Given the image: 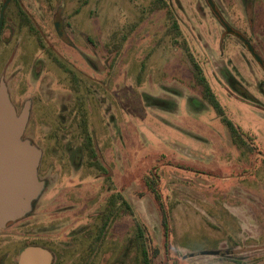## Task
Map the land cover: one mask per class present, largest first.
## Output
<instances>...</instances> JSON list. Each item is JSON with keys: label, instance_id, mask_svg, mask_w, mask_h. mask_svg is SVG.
Wrapping results in <instances>:
<instances>
[{"label": "rangeland", "instance_id": "1", "mask_svg": "<svg viewBox=\"0 0 264 264\" xmlns=\"http://www.w3.org/2000/svg\"><path fill=\"white\" fill-rule=\"evenodd\" d=\"M210 1L261 65L207 0H163L162 9L156 0H10L4 8L0 77L17 114L32 102L23 137L51 159L22 223L44 239L36 243L53 264H133L135 221L160 264H264V0ZM191 59L245 146L202 98ZM145 177L157 181L158 200ZM114 193L133 216L111 223L88 257ZM8 240L0 231V254Z\"/></svg>", "mask_w": 264, "mask_h": 264}, {"label": "water", "instance_id": "2", "mask_svg": "<svg viewBox=\"0 0 264 264\" xmlns=\"http://www.w3.org/2000/svg\"><path fill=\"white\" fill-rule=\"evenodd\" d=\"M9 0H5L0 10V26L2 14ZM208 5L217 14L213 4ZM226 32L232 31L219 17ZM239 40L258 64L260 58L255 55L251 45L241 36ZM264 72V69H263ZM29 103L25 102L17 114L10 101L7 87L0 77V228L9 222L16 221L30 211L31 203L36 199L42 183L37 180L36 169L40 153L31 142L23 137L28 120ZM30 257L42 259V264H49L50 254L37 247H30L22 252L21 264H28ZM30 263V261H29Z\"/></svg>", "mask_w": 264, "mask_h": 264}, {"label": "trees", "instance_id": "3", "mask_svg": "<svg viewBox=\"0 0 264 264\" xmlns=\"http://www.w3.org/2000/svg\"><path fill=\"white\" fill-rule=\"evenodd\" d=\"M156 2L159 4L157 6V9H162L165 7V3L163 0H156ZM170 16V15H169ZM23 21L28 24L27 19L24 17ZM170 20H172L171 17H169ZM171 30H173V36L176 37L179 35L177 23L175 20H172V23L170 25ZM112 51L114 53H117L121 49V44L114 45L112 47ZM192 65L195 70V79L197 81V84L201 87V96L202 98L208 103V105L212 108L214 113L220 117L221 122L226 127L228 133L230 134V137L232 139L233 144L236 146L238 145H244V142L242 140V133L239 131V129L232 124L231 121H229L224 116V111L218 101L216 100V97L214 96L213 92L211 91L208 83L206 82L205 78L201 74L200 67L195 64V62L191 59ZM73 82H78L77 80H74ZM81 124H79L83 139H84V147L86 151L88 152V156L90 159H95V152L92 145V139L90 134L88 133L86 129V121L85 118H81ZM91 166L96 167L98 170L104 171L103 167H101L97 162H91ZM145 185L146 190L153 194L156 200H158V190H157V181L153 178H147L145 177ZM121 212L128 214L130 216H133V211L130 207V205L125 201V199L121 196L120 193L113 194L110 199L108 200L107 206L105 208V214L101 216V224L98 227V230L96 232V235L94 239L92 240V246H90V252L88 253V257L91 254H94L96 251L95 249L99 246L102 239L104 238L105 232H107V229L110 227V224L113 223L117 217L120 216ZM162 228H163V235L164 237L168 234V226L165 223V221H162ZM145 234V228L141 226L140 223L135 221V233H134V241L135 246L137 249V255L135 257L133 264H160V262H156L158 258V251L156 248H151L150 245L146 242V239L144 237ZM168 264V263H163Z\"/></svg>", "mask_w": 264, "mask_h": 264}, {"label": "flooded vegetation", "instance_id": "4", "mask_svg": "<svg viewBox=\"0 0 264 264\" xmlns=\"http://www.w3.org/2000/svg\"><path fill=\"white\" fill-rule=\"evenodd\" d=\"M14 1H16V0H14ZM2 4L0 5V10H1ZM7 6H8V3H7ZM214 16L219 21V17H220L219 13L217 12V14H214ZM3 22L4 21L2 20V24L1 25H3ZM231 30L232 31L226 32V33L233 34V35L237 36V38L239 40V35L233 29H231ZM53 60L57 64V66H59L64 72H67V73L71 74L73 80H77L78 79L76 77L75 73H73L71 71V69L65 67V65L61 61H59L58 59H55V58H53ZM31 103L32 102L29 101V108L31 106ZM82 117H84V116H82ZM91 139H92V137H91ZM38 151L40 153V156H39V163H38V166H37V169H36V177H37V180L42 183V182H46L45 180L47 179V173H48V167H49L48 161L51 160V159H50V154L45 153L44 150L38 149ZM99 171H101V170H99ZM104 177H105L106 180H109V175H106ZM114 194H116V193H114ZM110 197H109V199H110ZM33 201H32V203H33ZM107 201H106L104 210L99 214V221L100 222H101V220H100L101 216L105 214V208H106L107 203H108ZM29 214H30V212L26 213L24 216H22L21 218L17 219L16 221L9 222L8 224H6V226L4 228H0V231H7L8 235H9V240L6 242V245H5V248H4L3 252H2V254H0V264H21L22 263L21 262V260H22V252L24 250H26V249H28L30 247L40 248L36 242H38V240H40L42 242L44 239L43 238L34 237L35 233L34 234L32 233V230H31L30 227H28V224L26 222L24 224L22 223L23 219H26L29 216ZM124 214L125 213L121 212L120 216H122ZM21 223H22V227L19 226V224H21ZM100 224H99V226H100ZM98 227L96 228V232L98 230ZM96 232H95V235H96ZM95 235H94V237H95ZM94 237H93V239H94ZM46 250H48V249H46ZM47 252L50 254V257H51L49 264H53V259H54L53 254L50 253L49 251H47Z\"/></svg>", "mask_w": 264, "mask_h": 264}, {"label": "bare ground", "instance_id": "5", "mask_svg": "<svg viewBox=\"0 0 264 264\" xmlns=\"http://www.w3.org/2000/svg\"><path fill=\"white\" fill-rule=\"evenodd\" d=\"M42 259H39V258H37V257H30L29 258V261H30V263H29V261L27 262L28 264H42V261H41ZM41 261V262H40Z\"/></svg>", "mask_w": 264, "mask_h": 264}]
</instances>
